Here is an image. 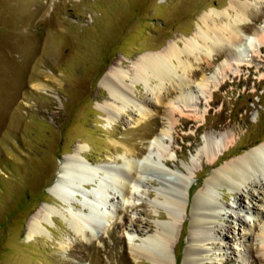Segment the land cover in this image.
<instances>
[{
	"label": "rangeland",
	"instance_id": "obj_1",
	"mask_svg": "<svg viewBox=\"0 0 264 264\" xmlns=\"http://www.w3.org/2000/svg\"><path fill=\"white\" fill-rule=\"evenodd\" d=\"M233 1L0 0V264H151L146 257L134 255L131 247L158 235L171 221V208L163 197L180 196L184 201V188L190 185L192 203L212 172L264 142V44L252 35L253 27L264 30V4L260 1L240 0L256 2L263 10L256 13L252 9V23L243 26L252 43L246 41L241 51L254 62L251 67L229 71L209 105L205 100L211 85L221 80L220 74L216 78L207 74L205 94L194 92L196 98L188 104L173 100L168 105L174 109L170 119L162 114L167 106L160 105L159 112L141 120L134 104L113 101L100 83L110 66L131 69L139 55L158 52L169 40L192 37L201 14L224 11ZM190 61L196 67L193 79L197 82L208 70L196 60ZM128 84L133 86L129 80ZM131 96L137 104L153 97L144 84L136 85ZM104 103L123 112L108 119L101 107ZM228 132L234 133V142L212 167L202 155L205 136ZM159 133L163 143L152 145L156 163L152 166L145 163V155L148 143ZM76 147L90 166L108 161L121 164L125 157L139 163V169L145 170L141 183L128 194L112 187V194L106 193L108 206H114L110 212L101 203L106 197L101 194L99 203L96 198L99 184L107 176L95 174L87 184L78 176L73 183L86 196L75 190L71 193L72 201L79 203L72 212L86 214L88 209L80 202L93 203L98 207L93 211L111 216L108 229L87 239L70 230L65 215H52L41 222V235L29 237L27 222L42 204L72 209L57 201L49 189L59 180L64 159ZM170 172L172 175H165ZM183 178L188 185L179 194L172 187L183 185ZM242 188L211 187L224 206L212 225L216 238L192 245L198 252V264H255L253 259L240 262L238 257L242 250L246 253L249 241L247 226L235 219L234 212L255 220ZM117 196L125 198L117 202ZM253 204L263 211L259 202ZM190 208L188 217L179 210L185 223L179 238L180 225L176 227L170 264H183L186 258ZM133 220L141 222L134 226L135 233L128 226ZM256 264H264V260Z\"/></svg>",
	"mask_w": 264,
	"mask_h": 264
},
{
	"label": "bare ground",
	"instance_id": "obj_2",
	"mask_svg": "<svg viewBox=\"0 0 264 264\" xmlns=\"http://www.w3.org/2000/svg\"><path fill=\"white\" fill-rule=\"evenodd\" d=\"M257 1L264 4V0ZM252 9L256 13L263 12L260 7L256 6V2L252 4L251 1L235 0L224 11L210 10L208 13H203L196 22L197 28L192 33V37L169 40L160 51L139 55L132 62L131 69L110 66L101 78L100 83L106 88L113 101L122 102L127 106L129 103L134 104L139 110L141 120L149 119L159 112L160 108L158 107L160 105L167 106L163 109L162 114L167 119H170L174 109L171 106L169 108L168 105H171L174 101L188 104L196 98V94H194L196 91L204 95L205 88L208 86L206 83L209 80L206 75L208 74L209 77L213 75L216 78V75L220 74L222 76L221 80L218 81L217 85H211L212 91L209 92L210 96L205 100L209 105L213 100L214 92L223 86L222 84L229 71L245 65L251 67L249 65L254 62L250 55L245 56L241 51L246 41H249V44L252 43L251 38L246 39L247 34L243 30V26H246L247 23H252V13L254 12ZM252 35L255 36L254 39L257 38L258 42L262 41L261 43L264 44V30L259 27H253ZM191 59L196 60L198 64L206 68L205 70H208L207 73L203 72L201 74L200 80L197 82L193 79L197 73L196 67H193V63H190ZM128 80L133 85L132 87L129 86ZM138 84H144L146 91L153 96V99L149 98L139 104L135 103L131 92ZM101 107L106 112L108 119H114V117L119 116L120 112H123V109L118 112L116 107L109 103H104ZM152 140L153 143L149 142L147 146L148 152L145 155V163L155 166L152 145H160L163 138L159 133ZM204 142L205 146L202 155L210 162L209 165L215 167L220 157L225 156V151L233 144L234 133H223L220 136L207 134ZM80 150L79 147H76L74 154L68 155L64 159V165L60 171L61 176L49 189V192L57 201L72 206V209L58 210L42 204L36 214L27 222L26 230L29 237L41 235L43 233L41 222L45 220L46 216L52 215H60L63 218L65 215L64 220L70 230L76 235H83L85 238L87 236V239L97 237L100 234L98 232L103 234L104 230L108 229L107 225L111 216L109 213L106 214V212L103 214L97 210V212L93 211V208H98L93 203L88 201L80 202L82 208L88 209L86 214H81V211L80 213L72 212L73 209H78L79 203L72 201L71 193L75 190L86 196V193L76 188L73 183L74 178L75 180L76 178L79 179L78 176L83 184L89 183L88 181L94 178L95 174L102 173L107 176L106 179H102L103 182H100L96 198L99 203L100 197L102 198L101 194L105 196L104 202L102 200L101 203L110 212L113 211L112 208L114 206L113 204L108 206V195L106 193L112 194V187H117L120 193L122 191L124 194H128L129 189L137 186V183H141L140 175L145 173V170L139 169L141 167L138 165L139 163L137 164L125 157L121 164L113 165L108 161L90 166L87 159L79 155ZM165 175L170 176L172 173H166ZM185 177L187 179V176ZM186 179H182L183 185L173 184L172 190H176L178 193L183 190L184 184L188 185ZM164 181L169 182L167 179H164ZM217 185L229 186L235 191H238L242 186L245 188L246 199L251 204V207L247 206V209L251 211L250 214L255 215V220L248 221L237 212H234L235 219L247 226V240L249 241L246 253L242 250V252L238 253V257L240 262H246L247 258L253 259L255 264L262 262L264 260V220L261 218L262 216L264 217V207L263 211H259L253 202H259L261 206H264V142L247 150L239 155L238 158L225 163L222 167L212 172L204 190L192 198V203L189 202L190 185L184 188L186 195L184 201L179 199L180 196H178L179 198L176 196H164V204L171 208V221L164 228L162 227V232H159L158 235L148 238L141 246L131 247L132 253L146 257L151 264H170L171 254L169 256V252L175 237L176 227L178 224L180 225L179 238L185 223V220H182V216L179 215V210L181 209L185 216L188 217L187 213L189 212V205H191L190 214L192 215V221L189 223V232L187 233L189 247L185 252L186 258L183 264H198L195 259L198 252L192 245L205 243L207 240L213 239V236L215 237L216 233L213 232L212 225L217 222L219 216L217 211L224 206V204H220V200L211 192V187ZM114 198L113 196L111 201H114ZM116 199L117 202L122 200L118 196ZM67 212L69 213L68 215L66 214ZM139 224H141L139 220H133L128 225L133 227L130 231L135 233L137 230L134 226ZM178 238L177 242H179ZM217 238L222 239V236ZM252 241H258V243L253 245ZM176 243L173 246L175 261L177 259ZM232 249L234 250V248Z\"/></svg>",
	"mask_w": 264,
	"mask_h": 264
}]
</instances>
